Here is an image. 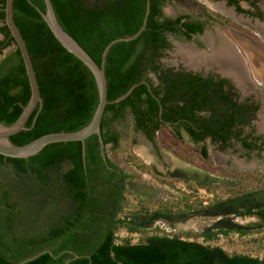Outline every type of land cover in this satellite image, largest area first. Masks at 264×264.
Listing matches in <instances>:
<instances>
[{"label": "trees", "instance_id": "16d2710c", "mask_svg": "<svg viewBox=\"0 0 264 264\" xmlns=\"http://www.w3.org/2000/svg\"><path fill=\"white\" fill-rule=\"evenodd\" d=\"M166 1L150 0L142 33L134 40L114 43L107 53L108 99L137 86L125 99L105 108L101 138L106 159L97 134L85 139V155L80 141L49 144L28 158L0 154V264H18L44 250L48 251L24 264H264V179L215 174V168L205 166L210 160L202 145L197 154L204 167L176 169L169 174L175 181L164 179L155 166L138 164L156 179L169 185L182 182L190 191L180 190L179 197L167 201L139 195L133 205L129 195L135 192L134 176L111 158L124 140L120 127L130 125L134 133L141 132L155 143L159 138L165 149L192 161L182 129L196 143L209 136L224 149L233 136L241 139L240 126L249 123L248 111L255 109L238 100L230 82L163 63L166 50L172 48L170 35L191 40L203 31L202 23L185 21L187 14L168 17ZM226 1L245 11L240 0ZM5 2L0 0V123L11 125L28 104L31 91L20 51L5 24ZM51 3L63 29L100 63L110 41L134 35L142 27L147 0ZM189 8L199 17L214 20L204 7ZM40 11H46L44 0L13 2V19L29 50L42 98L26 127L11 136L17 145L85 127L99 102L91 70L59 43ZM258 15L264 19L263 13ZM241 140L248 148L261 146L255 140ZM246 179L259 184H244ZM220 187L230 194L212 196L207 203L196 195L199 189ZM193 217L214 222L195 233L168 232L156 224L174 225ZM238 217L255 220L242 224L235 221ZM120 230L127 235H119ZM231 233L259 234L261 254L229 253L212 244L219 235Z\"/></svg>", "mask_w": 264, "mask_h": 264}, {"label": "flooded vegetation", "instance_id": "af4514ba", "mask_svg": "<svg viewBox=\"0 0 264 264\" xmlns=\"http://www.w3.org/2000/svg\"><path fill=\"white\" fill-rule=\"evenodd\" d=\"M208 1L215 3L221 0ZM222 1L226 2V5H224L225 11H230L240 21L231 22L229 20V13L227 14V12L220 10L214 15L212 14L214 20L210 21L205 17L195 19L187 14L188 18L185 21L202 23L203 31L193 35L191 40L180 38L181 44L185 46L184 49H187V51H182L186 53L185 57H183L184 60L180 66L174 68L179 69L182 67L186 71L199 74L205 78L212 77L214 80L224 79L230 82L233 90L238 94V100L240 102L246 101L248 105L255 107L253 112L250 111L251 113H249L248 111L249 123L240 126L242 128L240 137L243 140H247L248 143L255 140L261 146L258 149L245 147L241 139L233 136L229 140L230 145L223 149L219 142H213L209 136L205 138L204 142L196 143L194 138L182 129L183 142L185 144L189 142L192 145L199 144L200 147L202 145L207 147V143L215 146V151L219 155L215 162L217 161L219 164H222V166L218 165L220 167H217V170H224L225 168L236 170L235 163H237V160L243 159L244 162H250L251 158H256L258 160L256 163L258 162L260 170H264V19L258 15V12L264 14V0H240V5L245 10L244 12L237 11L236 7L228 5L226 0ZM222 15H225L226 19ZM215 24L218 26V29L215 27ZM215 28L218 32H215ZM171 37L173 38L174 36H169L172 48L166 50L167 55L175 49L174 40ZM259 47L262 48L263 53H258ZM220 48L226 53L223 56L225 60L222 64L223 68H225L224 71L215 63V53L213 52V50ZM230 52H232L231 55ZM188 53L200 56L201 61L194 64V66L191 65L190 62L193 61V57ZM164 58H162V61L165 64ZM152 77L154 76L152 75ZM148 141L157 149V143ZM236 154L237 157L235 156ZM226 156L229 157L225 159ZM181 161L186 165L189 163L188 160L182 159ZM176 169L191 170L200 169V167L194 165L182 168L171 167L166 170V173L165 171L162 172L165 174L164 179L168 181L177 180L169 175L170 172ZM215 174H218V172H215ZM159 182L164 183L162 181Z\"/></svg>", "mask_w": 264, "mask_h": 264}, {"label": "rangeland", "instance_id": "374dc122", "mask_svg": "<svg viewBox=\"0 0 264 264\" xmlns=\"http://www.w3.org/2000/svg\"><path fill=\"white\" fill-rule=\"evenodd\" d=\"M190 5H197L198 7L206 8L211 14L217 13L218 10L224 12L225 8L224 5L220 2H211L208 0H167L164 5V12L166 15L175 17L180 14H188L192 18H199V16L194 12L191 11L189 6ZM227 12V11H225ZM229 13V14H228ZM230 16L229 20L231 22H239V18H237L234 14L230 11L227 12ZM222 17L226 16L222 15ZM215 27L218 29V26L215 24ZM215 28V32H218ZM172 38V37H171ZM175 49L171 51L165 58L164 62L166 65L176 67L180 66L183 62V57H185L186 53L183 54L182 51H187L184 49L185 46L181 44L180 38L173 37ZM191 55V54H189ZM120 130L123 131L124 140H122L120 147L118 150L113 151L110 153L111 158L116 161L121 167H123L127 172L134 176L133 184L135 185V192L129 195V200L131 204H135L137 201V197L141 195L154 197V199L160 200H171L175 199L176 197L180 196V190L184 186V183L176 181L175 183L169 185L170 183H161L160 180L156 179L150 171H143L139 169L137 166L141 162L149 167L155 166L157 170L167 172L166 170L171 167H190L191 165L196 167H204V163L200 161V157L198 156L197 152L199 150V144H191L189 142L186 143V146L190 147L192 150V161L186 165L183 163L181 158L176 155L175 153L171 152L170 150L165 149L161 146L160 142L158 141L159 138L156 139L157 149L153 147L151 142H149L141 133H134L130 127V125L120 127ZM135 139L136 142L132 143V140ZM207 148L209 151V162L205 164L207 167L215 168V172L222 176V177H232L237 173H242L243 176L251 175L253 177L257 176V179L262 180L264 179V170H260L258 166V161L256 158H251L250 162H244L243 159L237 160L236 170H231L225 168L223 172L222 170H217V167L222 166L217 161L215 162L216 158H218V153L215 151V146H212L207 143ZM240 153V152H239ZM242 156V154H240ZM134 156L135 159H131ZM231 156V155H230ZM237 157V154L235 155ZM229 156H226L227 159ZM232 157V156H231ZM225 163V162H222ZM220 165V166H218ZM261 165V164H260ZM216 166V167H215ZM252 180L246 179L243 180V183L250 182V186L259 184L258 182H251ZM190 191L189 189H187ZM182 191V190H181ZM187 191V192H188ZM212 196H217V198H225L230 194L229 189L226 187L216 188L215 190L208 191ZM208 193L203 191H197V196H203L202 198H207ZM210 198H208L209 200ZM255 218L253 217H244V218H235V221L245 224L247 222L253 221ZM213 219H207L202 217H193L188 220V222H180L174 225L166 221H158L156 224L160 226V228L165 229L168 232H181V231H191V232H201L204 228L211 226L213 224ZM119 235L126 236V232L124 230H120ZM260 235L259 234H250L247 236H239L235 233H231L228 236H219L217 240L213 241L212 244L221 246L229 253H246L253 256H259L261 254L260 249ZM133 241H137L138 235H134ZM201 240V239H199Z\"/></svg>", "mask_w": 264, "mask_h": 264}, {"label": "water", "instance_id": "95a60500", "mask_svg": "<svg viewBox=\"0 0 264 264\" xmlns=\"http://www.w3.org/2000/svg\"><path fill=\"white\" fill-rule=\"evenodd\" d=\"M46 4L45 13L40 11L44 20L46 21L48 27L52 31L55 38L59 41V43L68 50V52L74 54L77 58H79L92 72L94 75L98 95L99 102L96 107V110L93 114L91 121L83 128L71 132H57V133H49L42 135L29 143L23 145L15 144L11 136L20 132L26 127V123L29 120L31 114L34 110L42 105V98L40 93V87L37 79V75L34 69L33 61L31 59L29 50L27 48L26 42L19 31V28L16 26L15 21L13 19V2L14 0H6L5 2V24L7 25L11 36L14 39V45L17 46L21 57L23 59V63L26 69V74L28 77V82L30 86L31 96L28 104L25 106L23 112L19 116V118L11 125H5L0 123V154L6 157L11 158H28L30 156L36 155L41 151L44 147L53 143H61V142H71V141H80L83 143V155H85V139L93 134H97L99 137V141L101 143L102 155L104 159H106V153L104 150V143L101 136V122L105 112V108L108 104L118 103L121 100L125 99L132 90L137 86V84L132 85L124 94L115 98L114 100L108 99V91H107V79L105 74V63L107 53L112 47V45L119 41H131L137 38L142 31L146 28L147 18L150 13V0H147L146 5V13L143 21L142 27L131 36L119 37L112 41H110L106 47L102 51L100 63H97L92 56L75 40L71 35H69L59 23L57 19L55 10L51 3V0H44ZM222 5H226V2L220 1ZM39 10V9H38ZM3 36L0 33V39ZM12 47L5 49L7 52ZM258 53H263L262 48H258ZM260 51V52H259ZM196 70V69H194ZM162 109V107H161ZM160 109V115L162 110ZM48 250H44L40 252V254H36L34 256L28 257L18 264H24L28 261H31L37 258L42 253ZM79 257V255L75 254V258ZM68 262V261H67Z\"/></svg>", "mask_w": 264, "mask_h": 264}, {"label": "crops", "instance_id": "0c3cea01", "mask_svg": "<svg viewBox=\"0 0 264 264\" xmlns=\"http://www.w3.org/2000/svg\"><path fill=\"white\" fill-rule=\"evenodd\" d=\"M219 49H217V50H213V52L215 53L214 55H215V63H217V65H219V67H220V69L222 70V71H224L225 70V68H223V66H222V64L224 63L223 61L225 60L224 58H223V56L224 55H226V53L224 52V50L223 49H221V51L219 52L218 51ZM216 51V52H215ZM218 52H219V54H218ZM232 54V52H230V55Z\"/></svg>", "mask_w": 264, "mask_h": 264}, {"label": "built area", "instance_id": "2783aa9c", "mask_svg": "<svg viewBox=\"0 0 264 264\" xmlns=\"http://www.w3.org/2000/svg\"><path fill=\"white\" fill-rule=\"evenodd\" d=\"M181 190L184 191V192H187V191H188L185 185L182 187ZM199 191H200V192L203 191V192L208 193L207 196H206L207 198H202L203 196H200V197H199L201 200H203L204 203H207V202H208V198H211V197H212V194H210L208 191L203 190V189H199ZM188 192H189V191H188ZM237 235H238V234H237ZM219 236H222V235H219Z\"/></svg>", "mask_w": 264, "mask_h": 264}, {"label": "bare ground", "instance_id": "6f19581e", "mask_svg": "<svg viewBox=\"0 0 264 264\" xmlns=\"http://www.w3.org/2000/svg\"><path fill=\"white\" fill-rule=\"evenodd\" d=\"M186 51V50H185ZM184 51V52H185ZM219 52L221 51V48L218 50ZM183 52V53H184ZM219 52H218V54H219ZM185 54V53H184ZM189 54V53H188ZM190 56H192L193 57V61H191L190 62V64L191 65H193L194 66V64H196V63H199V61H201V57L200 56H198V55H194V54H191ZM216 58V57H215Z\"/></svg>", "mask_w": 264, "mask_h": 264}]
</instances>
